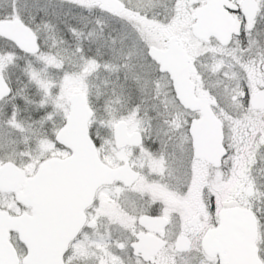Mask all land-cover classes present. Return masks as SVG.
<instances>
[{"label": "snow or ice", "instance_id": "1", "mask_svg": "<svg viewBox=\"0 0 264 264\" xmlns=\"http://www.w3.org/2000/svg\"><path fill=\"white\" fill-rule=\"evenodd\" d=\"M0 264H264V0H0Z\"/></svg>", "mask_w": 264, "mask_h": 264}]
</instances>
